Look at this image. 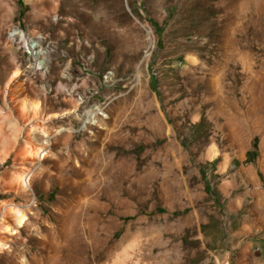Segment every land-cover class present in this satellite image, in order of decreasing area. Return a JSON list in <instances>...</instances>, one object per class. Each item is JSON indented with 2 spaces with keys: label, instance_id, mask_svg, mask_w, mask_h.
Segmentation results:
<instances>
[{
  "label": "rangeland",
  "instance_id": "374dc122",
  "mask_svg": "<svg viewBox=\"0 0 264 264\" xmlns=\"http://www.w3.org/2000/svg\"><path fill=\"white\" fill-rule=\"evenodd\" d=\"M114 260L264 264V0H0V264Z\"/></svg>",
  "mask_w": 264,
  "mask_h": 264
},
{
  "label": "bare ground",
  "instance_id": "6f19581e",
  "mask_svg": "<svg viewBox=\"0 0 264 264\" xmlns=\"http://www.w3.org/2000/svg\"><path fill=\"white\" fill-rule=\"evenodd\" d=\"M32 42H31V46H30V48H34L35 49V51H31L32 53H33V55H34V57L36 58V60H38V62L39 63H44V58H43V56H42V54H43V52L40 50V49H37V46L39 45V43L38 42H36V41H34V40H31ZM40 58V59H39ZM261 105V104H260ZM259 125V124H258ZM26 182V181H25ZM27 183V182H26ZM165 191V194H167L168 193V191H170L169 189H165L164 190ZM172 191V190H171ZM181 192V191H180ZM171 193V192H170ZM170 193H168V194H170ZM171 196H172V193H171ZM170 196V197H171ZM174 196V195H173ZM115 198V197H114ZM97 213V212H96ZM188 217V216H187ZM23 218V217H22ZM24 222V221H23ZM22 223V219H21V217L18 219V224H21ZM66 238H67V236H65ZM159 237V236H158ZM70 238V237H69ZM126 238V237H125ZM72 240V239H71ZM76 240V239H75ZM70 242V241H69ZM84 242V241H83ZM55 243H57V242H55ZM64 244V243H63ZM156 244H157V242H156ZM57 245V246H56ZM55 246H56V252H55V256H57V257H60V254H59V248L60 247H64V246H62L61 245V243H60V245H58V244H56ZM74 246V245H73ZM176 246V245H175ZM72 249V248H71ZM173 249H174V247H173ZM157 250L159 251H157V260H159L160 262H164L165 260H166V256H165V251H166V246H165V244H164V241L162 240V239H160L159 238V240H158V244H157ZM130 252L129 253H127V261H129V260H132V258L133 257H135V258H137V260L138 261H140L141 262V251L139 250V248L137 249V248H135V249H131V250H129ZM103 252V251H102ZM167 252V251H166ZM169 252V251H168ZM68 254V253H67ZM73 255V254H72ZM84 255V254H83ZM125 255H126V253H125ZM178 256V255H177ZM46 257V256H45ZM172 257V260L173 261H176V256L174 255V256H171ZM53 258V257H52ZM178 258V257H177ZM71 259V258H70ZM88 259V258H87ZM153 259H154V257H153ZM73 260V259H72ZM96 260V259H95ZM156 260V261H157ZM178 260V259H177ZM34 261V260H33ZM84 261V260H83ZM86 261V260H85ZM100 261V260H99ZM98 261V262H99ZM132 261H134V260H132ZM131 261V262H132ZM137 261V262H138ZM80 262V261H79ZM95 262H97V261H95ZM136 262V261H135ZM134 262V263H135ZM153 262V261H152ZM166 262V261H165ZM81 263H83V262H81ZM85 263V262H84ZM89 263V262H88ZM91 263V262H90ZM113 264H123L120 260L119 261H117V260H114L113 261Z\"/></svg>",
  "mask_w": 264,
  "mask_h": 264
},
{
  "label": "built area",
  "instance_id": "2783aa9c",
  "mask_svg": "<svg viewBox=\"0 0 264 264\" xmlns=\"http://www.w3.org/2000/svg\"><path fill=\"white\" fill-rule=\"evenodd\" d=\"M145 30H146V32H147V43H146V45H145V47H144V53H143V57L145 56V55H147V53H148V51L150 50V48L152 47V41H151V36H150V30L148 29V28H146L145 27ZM142 57V58H143ZM28 178H29V175H28V173H26L25 175H24V180L25 181H28Z\"/></svg>",
  "mask_w": 264,
  "mask_h": 264
},
{
  "label": "crops",
  "instance_id": "0c3cea01",
  "mask_svg": "<svg viewBox=\"0 0 264 264\" xmlns=\"http://www.w3.org/2000/svg\"><path fill=\"white\" fill-rule=\"evenodd\" d=\"M221 166L222 163L219 162L218 164L215 165V167L208 168L207 172L210 174V176L215 177L217 170H219ZM215 184L218 186L220 183L218 181H215Z\"/></svg>",
  "mask_w": 264,
  "mask_h": 264
}]
</instances>
